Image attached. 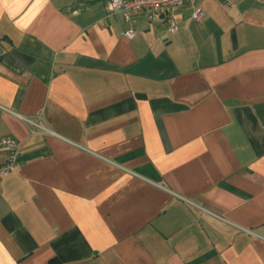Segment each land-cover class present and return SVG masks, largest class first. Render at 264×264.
Masks as SVG:
<instances>
[{
    "label": "crops",
    "instance_id": "obj_1",
    "mask_svg": "<svg viewBox=\"0 0 264 264\" xmlns=\"http://www.w3.org/2000/svg\"><path fill=\"white\" fill-rule=\"evenodd\" d=\"M197 7L0 0V264H264V0Z\"/></svg>",
    "mask_w": 264,
    "mask_h": 264
},
{
    "label": "built area",
    "instance_id": "obj_2",
    "mask_svg": "<svg viewBox=\"0 0 264 264\" xmlns=\"http://www.w3.org/2000/svg\"><path fill=\"white\" fill-rule=\"evenodd\" d=\"M187 6L194 8L192 18L201 22L206 13L202 8L197 7V0H110L109 12L112 16H121L130 24V28L124 32V36L134 39L137 36L136 23L138 16H145L150 22L157 21L164 12H173ZM179 28L173 17L170 18V34L178 33ZM28 124L40 127L45 132L53 134L47 127H42L30 118H23ZM35 133V130H33ZM1 150L6 154L4 162H0V187L3 179L20 165L22 146L13 138L1 140Z\"/></svg>",
    "mask_w": 264,
    "mask_h": 264
}]
</instances>
